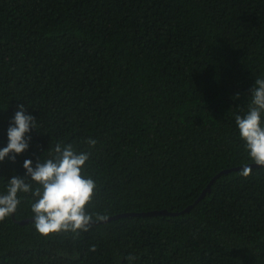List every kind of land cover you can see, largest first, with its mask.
Listing matches in <instances>:
<instances>
[{
  "label": "trees",
  "instance_id": "trees-1",
  "mask_svg": "<svg viewBox=\"0 0 264 264\" xmlns=\"http://www.w3.org/2000/svg\"><path fill=\"white\" fill-rule=\"evenodd\" d=\"M260 74L264 0H0V147L18 104L37 117L0 190L70 143L90 152L88 211L143 212L43 237L21 194L0 264H264V166L215 176L254 164L233 114Z\"/></svg>",
  "mask_w": 264,
  "mask_h": 264
},
{
  "label": "clouds",
  "instance_id": "clouds-1",
  "mask_svg": "<svg viewBox=\"0 0 264 264\" xmlns=\"http://www.w3.org/2000/svg\"><path fill=\"white\" fill-rule=\"evenodd\" d=\"M247 95L246 109L240 108L233 114L234 123L248 159L264 166V74L253 79ZM33 130L37 131V117L26 111L25 104H18L8 120L6 144L0 147V163L7 158L15 164L16 157L28 151ZM87 144L94 148L96 140L90 138ZM52 152L43 160L24 159L23 175L7 178L0 190V221L14 215L21 205V194H27L33 226L39 235L63 233L80 237L108 218L88 211L97 189L96 181L85 171L90 152H78L72 144L63 142H57ZM251 171L250 166H245L242 175L247 176Z\"/></svg>",
  "mask_w": 264,
  "mask_h": 264
},
{
  "label": "water",
  "instance_id": "water-1",
  "mask_svg": "<svg viewBox=\"0 0 264 264\" xmlns=\"http://www.w3.org/2000/svg\"><path fill=\"white\" fill-rule=\"evenodd\" d=\"M245 166L254 167V166H257V165H255V164L241 165V166H238V167H235V168H232V169L223 170V171L217 173L215 176H218V175H220L221 173L227 172V171H229V170H236V169L243 168V167H245ZM215 176H214V178H215ZM214 178H213V179H214ZM213 179H212L210 182H212ZM209 186H210V183H209V184L206 186V188L202 191V193H201V195H200L199 198H201V197L205 194V192H206L207 190H209ZM199 198H197V199L194 201L193 204H195V203L199 200ZM193 204L188 205L185 209H183L182 211H180V213L189 210V209L192 207ZM142 213H143V212H141V213H133V212L119 213V214H115V215H111V216H109V217L107 218L106 221H108V220H112V219H117V218H119V217H121V216L135 215V214H142ZM146 214H153V215H157V214H172V215H174V214H177V212H176V211H172V212H170V211H168V210H166V209H162V210L148 211ZM29 220H32L31 217L28 218V219H25V220L19 221V223H26V222L29 221ZM104 222H105V221H104Z\"/></svg>",
  "mask_w": 264,
  "mask_h": 264
}]
</instances>
